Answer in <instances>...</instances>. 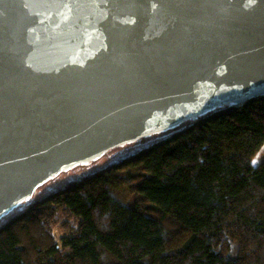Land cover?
I'll use <instances>...</instances> for the list:
<instances>
[{"label": "water", "instance_id": "water-1", "mask_svg": "<svg viewBox=\"0 0 264 264\" xmlns=\"http://www.w3.org/2000/svg\"><path fill=\"white\" fill-rule=\"evenodd\" d=\"M264 96V0H0V218L118 145Z\"/></svg>", "mask_w": 264, "mask_h": 264}, {"label": "trees", "instance_id": "trees-1", "mask_svg": "<svg viewBox=\"0 0 264 264\" xmlns=\"http://www.w3.org/2000/svg\"><path fill=\"white\" fill-rule=\"evenodd\" d=\"M263 145L264 96L212 110L0 225V264H264Z\"/></svg>", "mask_w": 264, "mask_h": 264}, {"label": "rangeland", "instance_id": "rangeland-1", "mask_svg": "<svg viewBox=\"0 0 264 264\" xmlns=\"http://www.w3.org/2000/svg\"><path fill=\"white\" fill-rule=\"evenodd\" d=\"M209 113V112H207ZM206 113V114H207ZM194 120H185L183 123L178 124L176 127L161 131L158 133L151 134L147 137L138 138L134 141L127 142L121 145H118L116 148H111L105 151L101 157L91 160L88 163H78L72 167L62 170L56 175H53L51 178L47 179L42 185L38 186L31 197L20 202L10 213L3 215L0 218V225L4 224L6 221L10 220L12 217L26 210L28 205L36 202L45 195L60 190L70 183L76 181L77 179L89 175L103 167H106L118 160L141 151L159 141L166 139L168 136L172 135L176 131L190 125ZM264 162V145L260 150L255 154L251 161L252 167H257ZM54 238L57 242L60 240V229L55 227L52 231Z\"/></svg>", "mask_w": 264, "mask_h": 264}]
</instances>
